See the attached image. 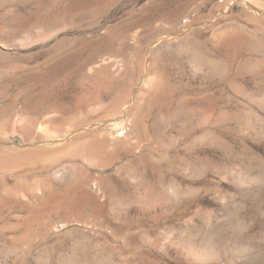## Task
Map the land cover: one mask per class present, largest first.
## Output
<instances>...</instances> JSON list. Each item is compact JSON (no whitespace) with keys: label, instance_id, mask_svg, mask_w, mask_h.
<instances>
[{"label":"rangeland","instance_id":"1","mask_svg":"<svg viewBox=\"0 0 264 264\" xmlns=\"http://www.w3.org/2000/svg\"><path fill=\"white\" fill-rule=\"evenodd\" d=\"M0 136V264H264V0H0Z\"/></svg>","mask_w":264,"mask_h":264},{"label":"bare ground","instance_id":"2","mask_svg":"<svg viewBox=\"0 0 264 264\" xmlns=\"http://www.w3.org/2000/svg\"><path fill=\"white\" fill-rule=\"evenodd\" d=\"M230 41H231V39L230 38H225V39H223L222 41H221V46L223 47V46H226L228 43H230ZM97 88V87H96ZM154 91V90H153ZM154 93V96H153V98H155V97H157V94H158V92H153ZM152 93V94H153ZM159 95V94H158ZM244 97V96H243ZM40 100V99H39ZM152 100V99H151ZM150 100V101H151ZM124 104V103H123ZM42 105V104H41ZM57 105V104H56ZM87 105V104H86ZM65 106V105H64ZM76 106V105H75ZM127 108V110H128V107H126ZM70 109V108H69ZM112 109V108H111ZM111 109H108V110H111ZM126 110V109H125ZM33 111V110H32ZM31 111V112H32ZM113 111V110H112ZM24 112V111H23ZM121 112H123V111H121ZM101 115V114H100ZM126 115L127 114H125V115H123V116H121L122 118H118V117H112V118H109L108 117V119H105V121H103L102 120V122H98V121H96L92 126H90L89 128H88V130H85L86 128H79V129H81V131H83V133L82 134H76V135H74V139L75 138H78V137H80V136H87V135H90L91 133H94L95 131H98V130H101L102 132H104V134H105V132H108V135H110L111 137V139H118L121 135H123V136H127V135H125L127 132V127H126V125H125V120H126ZM29 116V115H28ZM128 116V115H127ZM100 117H102V116H100ZM72 119V118H71ZM95 121V120H94ZM65 124V123H64ZM90 124V123H89ZM134 124L135 123H133V127H134ZM131 125H132V123H131ZM54 126H55V124H54ZM60 127V126H59ZM102 127V128H101ZM132 128V127H131ZM30 129V128H29ZM44 129V128H43ZM75 129V128H74ZM79 129H77L78 131H80ZM57 130V129H56ZM71 130H73V128H71ZM72 131H70L69 130V132H68V135H69V133H71ZM46 133V132H45ZM103 134V133H102ZM107 134V133H106ZM66 135H67V133H66ZM62 136V139L63 140H58L60 143H62V141L64 142L67 138H68V136ZM1 137V136H0ZM4 137V136H3ZM59 139V138H58ZM50 141V140H49ZM55 141V140H54ZM84 141V140H83ZM68 142V141H67ZM2 143H6L7 145L8 144H11V142L10 141H8L7 140V138L6 139H4V138H0V146H1V144ZM48 143V142H47ZM55 143H57V142H55ZM100 143V142H99ZM13 144V143H12ZM82 144V143H81ZM98 144V143H97ZM3 145H5V144H3ZM3 145L1 146L2 148H4V147H7L6 145L3 147ZM17 145V144H16ZM77 145V144H76ZM15 146V145H14ZM49 146V145H48ZM70 146V145H69ZM0 147V148H1ZM46 147V146H45ZM68 147V146H67ZM93 145H89V147H88V149H90V151L93 149ZM114 147V146H113ZM94 148H96V147H94ZM105 148V147H104ZM107 148V147H106ZM95 150V149H94ZM93 150V151H94ZM73 152H75V151H73ZM91 153V152H90ZM1 154V153H0ZM26 155V154H25ZM35 155V154H34ZM39 155V154H38ZM97 161V160H96ZM105 161V160H104ZM95 165V164H94ZM50 168V167H49ZM54 168V167H53ZM59 168V167H58ZM99 168V167H98ZM62 169V168H61ZM50 170V169H49ZM55 172H60V169H56L55 168V170H54V174H56L57 175V173H55ZM76 172V171H75ZM53 174V173H52ZM60 174V173H59ZM56 178V177H55ZM58 178V177H57ZM59 179V178H58ZM81 180V179H80ZM72 181V180H71ZM82 181H84V180H82ZM54 191V190H53ZM88 191V190H87ZM90 191V190H89ZM84 192V191H83ZM172 192V191H171ZM53 193V192H52ZM77 193V192H76ZM49 194V193H48ZM87 194V193H86ZM40 196H42V195H40ZM48 197H49V195H48ZM93 197V196H92ZM56 198V197H55ZM40 199V198H39ZM38 199V200H39ZM46 203V202H45ZM42 206V205H41ZM45 207V206H44ZM80 207V206H79ZM40 210V209H39Z\"/></svg>","mask_w":264,"mask_h":264}]
</instances>
